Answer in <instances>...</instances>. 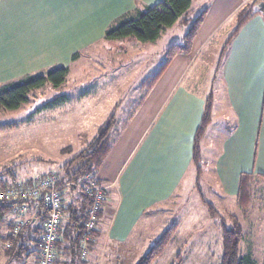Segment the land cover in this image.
Returning <instances> with one entry per match:
<instances>
[{
	"label": "rangeland",
	"instance_id": "obj_1",
	"mask_svg": "<svg viewBox=\"0 0 264 264\" xmlns=\"http://www.w3.org/2000/svg\"><path fill=\"white\" fill-rule=\"evenodd\" d=\"M0 1V86L60 66L69 68L59 88L47 85L17 109L0 108V184L48 171L62 174L63 165L88 150L112 113L116 115L113 152L122 129L131 120L129 115L145 95L142 86L156 74L170 45L183 42L191 26V22L178 21L155 41L127 38L111 42L104 39V29L128 18L121 14L124 0ZM205 1L193 2L192 19L200 14ZM228 35L227 27L212 41L210 49L201 51L186 78V85L200 94L213 91L217 120L225 116L229 106L222 77L224 60L220 64L219 57ZM194 75L204 78L197 81ZM59 95H66L67 100L42 108ZM214 133L210 131L211 138ZM210 141L204 157L213 169L211 160L220 146ZM211 168L203 167L200 185H196L197 174L190 166L173 197L150 206L149 214L131 232L129 248L116 255V264H138L172 227L173 238L152 264H221L222 221L230 226L231 215L237 217L245 235L240 251L262 264L264 173L251 172L255 175L252 194L242 208L236 197H226ZM90 176L87 174L79 184ZM199 189L216 208V216L207 211ZM3 262L4 256L0 264ZM33 263L30 260L25 264Z\"/></svg>",
	"mask_w": 264,
	"mask_h": 264
},
{
	"label": "crops",
	"instance_id": "obj_2",
	"mask_svg": "<svg viewBox=\"0 0 264 264\" xmlns=\"http://www.w3.org/2000/svg\"><path fill=\"white\" fill-rule=\"evenodd\" d=\"M160 1L124 0L121 14L131 18L139 9ZM253 1L206 0L202 10L207 8V13L193 41L192 51L173 58L126 128L122 129L117 146L96 172L97 180L106 186V199L85 264H116V255L129 248L131 232L149 214L150 206L169 201L181 184L182 176L190 166L195 168L192 161L194 138L213 91L209 95L200 94L186 85L187 75L201 51L210 49L209 45L224 28L228 27L232 33L238 13L249 9ZM108 28L104 29V35ZM223 60L220 57L229 106L219 120L214 107L212 109L211 122L201 139L202 174L203 167L211 168L204 157L211 140L210 143L214 141V145L220 146L215 148L211 170L226 197L234 196L238 200L241 174L264 173L262 15L257 14L242 27ZM194 77L196 80L204 78ZM210 131H216L212 138Z\"/></svg>",
	"mask_w": 264,
	"mask_h": 264
},
{
	"label": "trees",
	"instance_id": "obj_3",
	"mask_svg": "<svg viewBox=\"0 0 264 264\" xmlns=\"http://www.w3.org/2000/svg\"><path fill=\"white\" fill-rule=\"evenodd\" d=\"M194 1L161 0L155 5L145 6L139 9L135 16L122 19L119 23L110 26L105 32L104 39L111 42L117 40L121 42L127 38H135L139 41H155L159 38L163 30L172 27L178 21L185 23L191 22L189 30L184 35L183 42L170 45L165 52L163 61L157 69L156 74L154 73L152 78H149L142 86L146 89L145 95L138 101V105L133 108L128 119L134 116L139 106L145 100L148 92L155 86L157 80L166 71L173 58L179 53H189L192 51L193 41L207 13V8H204L196 18L192 19L191 14L193 13ZM261 2H264V0L260 2L255 0L251 3L249 9L242 10L238 13L235 28L229 35L221 51L220 57L222 60L226 57L235 37L245 24L257 14L262 15L264 18ZM68 73V67L60 66L50 70L46 74L30 75L27 78L0 86V108L17 109L23 103L29 102L35 91L47 85H51L53 88H59L66 81ZM212 98L213 95L207 100L204 116L194 138L192 161L197 172V185L202 174L201 139L211 122L213 109ZM66 100V95L55 96L51 100L46 101L42 108L54 107ZM112 114L113 117H110L109 121L99 128L98 135L89 145L88 150L78 153L63 165L64 172L62 174L60 173L61 180L64 182L70 181L72 185H70V191L68 193L66 192V197L69 198V205L65 209V218L61 223L62 239L57 242L58 257L55 264H85V261L81 258L79 242L84 233L91 198L84 189L74 188L79 184V181L84 180L87 174L97 179L95 177L96 172L110 154L113 141L116 137H114L115 133L113 134V129L116 125V115L114 113ZM257 175L263 176L262 174ZM254 177L255 175L251 172H243L240 176L237 203L242 208L248 204L251 198ZM199 192L211 216H216V208L204 197L200 189ZM11 203L9 200L0 199V260L4 256L3 264H25L30 260H32V263H35L36 255L41 244L40 235L45 220V212L42 211L35 218H32L26 227L16 236H13V221L7 217ZM42 208L44 207L42 206ZM41 214L44 216L40 217ZM230 217L232 220L230 226L222 221L223 257L221 264H258L250 254L240 251V243L245 238V235L237 217L232 215ZM171 229H168L164 233L162 238L139 260L138 264H152L163 253L165 247L173 238L174 233H172ZM7 242L9 243V247H4L5 245L3 246V243L5 244ZM262 264H264V257Z\"/></svg>",
	"mask_w": 264,
	"mask_h": 264
},
{
	"label": "built area",
	"instance_id": "obj_4",
	"mask_svg": "<svg viewBox=\"0 0 264 264\" xmlns=\"http://www.w3.org/2000/svg\"><path fill=\"white\" fill-rule=\"evenodd\" d=\"M82 188L91 198L88 218L84 233L80 239L81 258L87 260L90 243L98 229L100 214L106 199V186L90 176ZM72 182L61 180L57 171H48L36 176L16 177L0 184V199L11 201L7 217L13 221L12 235L16 236L28 225L32 218L45 212V220L41 232V244L36 255L35 264H55L58 257L57 242L62 239L61 223L65 218V209L69 205L66 192ZM42 206L44 208H42ZM44 216L43 214L40 217ZM9 247V243H5Z\"/></svg>",
	"mask_w": 264,
	"mask_h": 264
},
{
	"label": "water",
	"instance_id": "obj_5",
	"mask_svg": "<svg viewBox=\"0 0 264 264\" xmlns=\"http://www.w3.org/2000/svg\"><path fill=\"white\" fill-rule=\"evenodd\" d=\"M262 10L264 11V2H261Z\"/></svg>",
	"mask_w": 264,
	"mask_h": 264
}]
</instances>
